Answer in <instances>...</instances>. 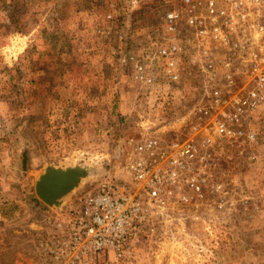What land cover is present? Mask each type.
<instances>
[{
  "label": "built area",
  "instance_id": "2783aa9c",
  "mask_svg": "<svg viewBox=\"0 0 264 264\" xmlns=\"http://www.w3.org/2000/svg\"><path fill=\"white\" fill-rule=\"evenodd\" d=\"M76 1L102 5L82 18L113 43L134 97L150 106L135 111L125 181L102 178L47 216L37 251L53 264H125L160 223L254 217L264 194L239 172L264 169V0ZM167 3L149 25L130 22ZM185 99L194 103L167 118Z\"/></svg>",
  "mask_w": 264,
  "mask_h": 264
},
{
  "label": "rangeland",
  "instance_id": "374dc122",
  "mask_svg": "<svg viewBox=\"0 0 264 264\" xmlns=\"http://www.w3.org/2000/svg\"><path fill=\"white\" fill-rule=\"evenodd\" d=\"M169 6L136 10L130 22L147 26ZM91 7L97 11L102 5L0 0V264H53L34 246L44 219L102 178L117 183L127 178L126 152L139 136L135 111L150 101L134 97L136 85L111 53L113 43L90 34L93 20L82 17ZM183 86L188 89V82ZM95 88L109 92V99L97 101ZM194 99L176 101V114L167 118L179 116L178 109ZM96 103L105 126L82 133L75 145L77 126ZM49 164H89L95 171L62 206L52 208L34 192L37 174ZM240 171L247 185L264 194L263 166ZM257 203L254 217L242 213L231 223H204L200 213L160 223L151 238L133 245L124 263L264 264V195Z\"/></svg>",
  "mask_w": 264,
  "mask_h": 264
},
{
  "label": "water",
  "instance_id": "95a60500",
  "mask_svg": "<svg viewBox=\"0 0 264 264\" xmlns=\"http://www.w3.org/2000/svg\"><path fill=\"white\" fill-rule=\"evenodd\" d=\"M94 171L89 164L46 165L35 178L34 192L45 205L60 207L63 199L91 178Z\"/></svg>",
  "mask_w": 264,
  "mask_h": 264
},
{
  "label": "crops",
  "instance_id": "0c3cea01",
  "mask_svg": "<svg viewBox=\"0 0 264 264\" xmlns=\"http://www.w3.org/2000/svg\"><path fill=\"white\" fill-rule=\"evenodd\" d=\"M102 91H101V89L95 88V93H96L95 97H96L97 101H98V99H104V98L105 99H109V97L111 95L109 92L107 94H105L104 89ZM102 93H103V96L101 95ZM122 94H124V93L122 92ZM101 107H102L101 104L99 105L98 103H96V106L92 107L93 111L87 113L85 118H83L81 120L80 124L77 126L78 129L76 130L77 133L80 132V134L76 135L77 137H72L74 139V141H75V145L78 144V141H80L81 138H83L82 133L84 135L87 131L95 132L96 131V127L98 126V124L102 125V128H103V126H105V121L103 122L102 119L101 120L98 119L99 115H100V117L101 116L104 117V113H103L104 110H101ZM106 109H107V112H108V109H109L108 105H106ZM101 114H103V115H101ZM105 114H106V111H105ZM98 120H100V123H99ZM91 138L94 139L95 136L91 134Z\"/></svg>",
  "mask_w": 264,
  "mask_h": 264
}]
</instances>
